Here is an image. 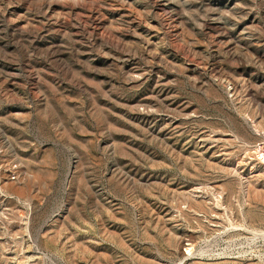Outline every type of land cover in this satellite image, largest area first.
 Returning a JSON list of instances; mask_svg holds the SVG:
<instances>
[{
	"label": "rangeland",
	"instance_id": "rangeland-1",
	"mask_svg": "<svg viewBox=\"0 0 264 264\" xmlns=\"http://www.w3.org/2000/svg\"><path fill=\"white\" fill-rule=\"evenodd\" d=\"M258 145L264 0H0V264H264Z\"/></svg>",
	"mask_w": 264,
	"mask_h": 264
},
{
	"label": "bare ground",
	"instance_id": "bare-ground-1",
	"mask_svg": "<svg viewBox=\"0 0 264 264\" xmlns=\"http://www.w3.org/2000/svg\"><path fill=\"white\" fill-rule=\"evenodd\" d=\"M258 147H260V145H258ZM256 151H257V154L260 155V158L264 160V153L262 152L261 147L259 148V150H256ZM183 246H184L183 248L184 254L188 255L190 248H191L190 243H185Z\"/></svg>",
	"mask_w": 264,
	"mask_h": 264
}]
</instances>
